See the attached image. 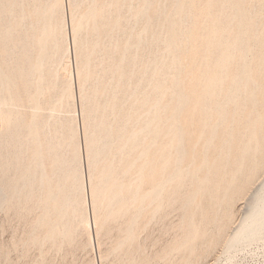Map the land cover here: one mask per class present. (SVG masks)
<instances>
[{
	"label": "rangeland",
	"instance_id": "1",
	"mask_svg": "<svg viewBox=\"0 0 264 264\" xmlns=\"http://www.w3.org/2000/svg\"><path fill=\"white\" fill-rule=\"evenodd\" d=\"M91 1L77 3L86 9L79 37L94 190L105 228L99 236L103 262L94 261L88 245L76 130L64 126L70 122V98L59 0H0V88L10 101L18 98L32 107L29 126H37L38 111L47 108L45 185L50 186L47 195L46 186L41 189V204L35 202L30 177L18 179L10 199L0 197V264H264V242L234 239L264 216V192L259 191L264 184V0ZM114 7L117 28L110 27ZM13 89L19 93L13 95ZM115 126L123 138L111 136ZM124 160L126 170L121 169ZM127 203L138 208L131 233L125 234ZM59 231L67 232L64 239ZM129 238L141 260L129 259Z\"/></svg>",
	"mask_w": 264,
	"mask_h": 264
},
{
	"label": "bare ground",
	"instance_id": "2",
	"mask_svg": "<svg viewBox=\"0 0 264 264\" xmlns=\"http://www.w3.org/2000/svg\"><path fill=\"white\" fill-rule=\"evenodd\" d=\"M20 1V0H18ZM25 1V0H24ZM90 1V0H89ZM107 1V0H106ZM148 1V0H147ZM154 1V0H153ZM166 1V0H165ZM14 2V1H13ZM23 2V1H22ZM93 2V0L91 1ZM90 2V3H91ZM97 4L99 2V0H96ZM128 2V1H127ZM126 2V3H127ZM144 2V1H143ZM156 3V2H155ZM157 3H160V2H157ZM166 3V2H165ZM13 4V3H12ZM32 4V3H31ZM48 4V3H47ZM111 4V3H110ZM109 4V5H110ZM52 5V4H51ZM50 5V6H51ZM85 5V4H84ZM84 5H81L79 2L77 3V0H59V19H60V24H61V27H62V30H63V34H64V47H65V54H66V58L64 59V64H63V68L66 72V77L68 79V84L67 86L69 85V94H68V97L70 98L69 99V102L67 103L66 105V112L70 113L69 115V119H70V122L65 124L64 126H74V129L76 130V134L77 135V153H78V156H79V159L81 161V177H82V186L81 188H83V194H84V203H85V212H86V226H85V230L88 234V245H90L91 249L93 250L94 254H96L94 256V261L95 262H98V259L101 260L103 262V258H104V253L106 252H103V248H102V245H103V240H102V237L99 238L100 233H101V217L99 216V213L97 212V199H96V194H95V191L97 190H94V185H95V182H94V177H93V161H92V158L91 157V154H90V133H89V122H90V117L88 115V105H87V95H86V88H85V83H84V78H83V66H84V59H85V56H84V53H83V46L82 44L80 43V37H79V23L81 22V19L84 15V12L86 11L85 7H83ZM133 5V4H132ZM146 6V4H144ZM160 5V4H159ZM166 5V4H165ZM164 5V6H165ZM22 6V5H21ZM91 6V5H90ZM131 6V5H130ZM143 6V5H142ZM141 6V7H142ZM151 6V3L149 5V7ZM155 6V5H154ZM158 6V5H157ZM163 6V7H164ZM11 7V6H10ZM13 7V6H12ZM11 7V8H12ZM55 7V6H54ZM82 7V8H81ZM89 7V5H88ZM93 8H95V6L92 5ZM112 7V6H111ZM160 7V6H159ZM168 7V6H166ZM91 8V7H90ZM92 8V9H93ZM98 10H96V13H98V15H100V12L102 11V4L100 3L99 6H98ZM110 8V7H109ZM144 8V7H143ZM147 8V7H146ZM165 8V7H164ZM163 8V9H164ZM55 9V8H54ZM142 9V8H141ZM168 9V8H167ZM165 9V11L167 10ZM12 10V9H10ZM25 10V9H24ZM23 10V11H24ZM90 10V9H89ZM108 10V9H107ZM143 10V9H142ZM149 10V9H148ZM152 10V9H151ZM29 11H32L31 9ZM48 11V9H47ZM126 11V10H124ZM153 11V10H152ZM159 11V10H158ZM161 11V10H160ZM10 12V11H9ZM92 12H95V11H92ZM123 12V11H122ZM148 13V11H145ZM150 12V10H149ZM24 13V12H23ZM49 13V12H48ZM112 16H111V24H110V27H114L117 28L116 26L117 23H118V9L114 7V11L112 12ZM128 13V11H127ZM140 13V12H139ZM160 13V12H159ZM12 14V13H11ZM22 14V13H21ZM146 14V16H147ZM4 15V14H3ZM24 15V14H22ZM21 15V16H22ZM49 15V14H48ZM51 15H54L53 14V11H52V14ZM109 15V13H108ZM144 15V14H143ZM88 17H90L88 14H87ZM92 16V15H91ZM150 16V14H149ZM152 16V15H151ZM31 17V16H30ZM45 17V15L43 16ZM42 17V18H43ZM95 17V16H94ZM158 17V16H157ZM24 18V17H23ZM22 18V19H23ZM52 18V17H51ZM87 18V17H86ZM93 18V17H91ZM124 18V17H123ZM150 18V17H148ZM154 18V17H153ZM0 19H1V13H0ZM8 19V18H7ZM25 19V18H24ZM28 19V18H27ZM125 19V18H124ZM142 19V18H140ZM46 20V19H45ZM49 20V19H48ZM48 20H46V22H48ZM52 20V19H51ZM8 21V20H7ZM125 21V20H124ZM122 22V21H121ZM23 23V21H22ZM52 23V22H51ZM92 23V22H91ZM95 23V22H94ZM44 24V23H43ZM83 24V23H82ZM81 24V25H82ZM135 24V23H134ZM50 25V23H49ZM90 25V24H89ZM123 25V24H122ZM133 25V24H132ZM93 26V25H92ZM96 26V25H95ZM109 26V25H108ZM126 26V25H125ZM24 27V26H22ZM105 27V26H104ZM29 28V27H28ZM48 28V27H46ZM42 29H43V26H42ZM50 29V28H49ZM96 29V28H95ZM17 30V29H16ZM47 31V33L49 32L48 29H45ZM43 30V31H45ZM128 31V30H127ZM132 31V30H131ZM130 31L131 33V36H132V32ZM96 32V31H95ZM23 34V33H22ZM46 34V33H45ZM97 34V33H96ZM130 35V34H128ZM40 36V35H39ZM92 36V35H91ZM112 36V35H111ZM110 36V37H111ZM115 36V35H114ZM42 37V36H41ZM96 37H98V35H96ZM122 37V36H121ZM99 38V37H98ZM128 38V37H127ZM130 39V38H129ZM38 40V39H37ZM43 40H44V37H43ZM91 40V39H90ZM98 40V39H97ZM96 40V41H97ZM47 41V40H46ZM95 41V42H96ZM131 41V40H130ZM98 42V41H97ZM107 42V41H106ZM127 42V40H126ZM131 43V42H130ZM43 44V43H41ZM55 44V43H54ZM92 44V43H91ZM34 46V45H33ZM116 46V45H114ZM132 46V44H131ZM98 48V47H97ZM45 49V47H44ZM41 50V49H40ZM46 50V49H45ZM111 50V49H110ZM115 51V49H113ZM120 50V49H119ZM18 51V50H17ZM43 51V49H42ZM95 51V50H94ZM39 52V51H38ZM37 52V53H38ZM41 52V51H40ZM39 52V53H40ZM133 52V51H131ZM122 53V51H121ZM44 54H46L44 52ZM64 54V53H63ZM37 55V54H36ZM39 55V54H38ZM89 55V54H88ZM130 55V54H129ZM41 56V55H40ZM47 56V54H46ZM63 56V55H62ZM100 56V55H99ZM113 56V55H112ZM125 56V55H124ZM31 57H32V54H30L29 56V60H31ZM39 57V56H38ZM37 58V57H36ZM120 58V57H119ZM38 59V58H37ZM60 59H63V57H61ZM102 59V58H101ZM3 60V59H2ZM36 60V59H35ZM119 60V59H118ZM37 62V61H36ZM1 63V62H0ZM41 63V62H40ZM25 64V63H24ZM39 64V63H38ZM124 64V63H123ZM27 65V64H26ZM41 65V64H40ZM111 65V64H110ZM106 66V65H105ZM39 67V66H38ZM38 67H36L37 71L38 70ZM41 67V66H40ZM121 67V66H119ZM98 68V67H96ZM87 69V68H86ZM121 69V68H120ZM126 69V68H125ZM1 70V69H0ZM3 71V70H2ZM51 71H52V68H51ZM63 71V70H62ZM128 71V69H127ZM98 72V71H97ZM113 72V71H112ZM116 72V70H115ZM126 72V71H125ZM129 72V71H128ZM127 72V73H128ZM39 73V72H38ZM61 73V72H60ZM124 73V72H122ZM44 74V73H43ZM99 74V73H98ZM105 74V73H104ZM30 75V74H29ZM65 75V73H64ZM86 75V74H85ZM113 75V73H112ZM128 75V74H127ZM13 76V75H12ZM57 76V75H56ZM62 77V76H61ZM111 77V76H110ZM114 77V76H113ZM118 77V76H117ZM63 78V77H62ZM130 78V77H129ZM52 80V79H51ZM110 80V79H109ZM107 80V81H109ZM41 81V80H40ZM103 81V80H102ZM123 81V80H122ZM38 82V81H37ZM86 82V81H85ZM103 83V82H101ZM108 83V82H107ZM123 83V82H122ZM127 83V82H126ZM110 84V82H109ZM1 85V84H0ZM90 85V84H89ZM108 85V84H107ZM116 85V84H115ZM10 86V85H9ZM38 86V85H37ZM36 86V87H37ZM6 87V86H5ZM20 88V87H19ZM106 88V87H105ZM37 89V88H36ZM35 89V90H36ZM41 89V88H40ZM114 89V88H113ZM45 90V89H43ZM123 90V89H122ZM18 90H14L12 91L13 95L15 93H19L17 92ZM37 91V90H36ZM35 92V91H34ZM56 92V91H55ZM23 93V92H21ZM97 93V92H96ZM37 94V93H36ZM62 94V93H61ZM67 94V92H66ZM110 94V93H109ZM120 94V93H119ZM132 94V92H131ZM39 95V93H38ZM64 95V92L63 94ZM112 95V93H111ZM37 96V95H36ZM61 96V95H60ZM96 96V95H94ZM110 96V95H109ZM11 97V96H10ZM17 97V96H16ZM21 97H24L23 95H21ZM47 97V96H46ZM90 97V96H89ZM88 97V98H89ZM92 98V97H91ZM97 98V97H96ZM107 98V97H106ZM18 98H15L14 101H10V98H9V95L8 93L3 90V88H0V197L2 198V201L4 200H8L10 199V194H11V191L13 190V188L15 187L17 181H19L18 179L22 178H26L27 179L30 177L32 178V187H33V190H34V196H35V202H37L39 199H38V196H40L41 194V189L43 188V186H46L45 183H47V175L49 174V167L47 168V161L49 160L48 158L46 159L45 157V152H46V147L48 146V141L45 137L46 135V128H48L46 126V119L48 117V115L46 114L45 110H47L46 107H42L39 111H38V117L40 119L39 123L36 124L37 126H29L30 124H28V121H27V118L26 116L29 114V110L32 108V107H24V104H22L21 102H19V100H16ZM23 99V98H22ZM37 99V98H36ZM39 99V98H38ZM37 99V100H38ZM99 99V97L97 98ZM127 100V99H126ZM125 100V103L127 104ZM6 101V102H5ZM17 101V102H16ZM30 101V100H29ZM59 101V100H58ZM100 101V100H98ZM123 101V100H122ZM129 101V99H128ZM23 102H26V101H23ZM41 102V101H40ZM62 102V101H61ZM66 102V101H65ZM114 102V101H112ZM121 102V101H120ZM36 103H39L38 101ZM35 103V105H36ZM57 103V102H56ZM104 103V102H103ZM45 104V103H44ZM116 104V103H115ZM124 104V103H123ZM27 105V104H26ZM39 105V104H38ZM103 105V104H102ZM114 105V104H113ZM8 106V107H6ZM34 106V105H33ZM105 106V105H104ZM56 107V106H55ZM112 107V105H111ZM120 107H121V104H120ZM131 107V106H130ZM34 108V107H33ZM92 109V108H91ZM104 109V108H103ZM113 109V107L111 108ZM125 109V108H124ZM56 111V110H55ZM93 111V110H92ZM57 112V111H56ZM65 113V111H63ZM103 111H101L102 113ZM118 112V111H117ZM111 113H113L111 111ZM66 114V113H65ZM90 114V113H89ZM60 115V113H59ZM100 115V114H99ZM114 115V114H112ZM34 116V114H33ZM111 116V115H110ZM29 117V116H28ZM57 117V116H56ZM116 117V116H115ZM96 118V117H95ZM109 118V117H108ZM114 119V117H112ZM111 118V122L114 121L112 120ZM32 119V118H31ZM59 119V117H58ZM93 119V118H91ZM97 119V118H96ZM99 119V118H98ZM101 119V118H100ZM50 120V119H48ZM61 121V119H60ZM64 121V120H63ZM100 121V120H99ZM117 121V120H116ZM49 122V121H47ZM31 123V122H30ZM33 123L35 124V122L33 121ZM113 123V122H112ZM125 123V122H124ZM99 124V123H98ZM32 125V124H31ZM111 126L113 124H110ZM110 126V127H111ZM62 127V125L60 126V128ZM91 127V126H90ZM109 127V129H110ZM127 127V126H126ZM112 128V127H111ZM94 129V128H93ZM92 129V130H93ZM130 129V128H129ZM111 130L110 129L108 131V133L110 132L111 133ZM33 131V132H32ZM105 131V130H104ZM48 132V130H47ZM92 132V131H91ZM62 133V132H61ZM107 133V134H108ZM121 134V138H123V133H121L120 131V128H118L117 126H115L114 128V132L111 136H113L115 139H117L116 137H118V134ZM70 134V133H68ZM92 134V133H91ZM106 134V133H105ZM52 135V134H51ZM129 135V134H128ZM72 136V135H71ZM130 136V135H129ZM49 137V136H47ZM62 137V136H61ZM112 137V138H113ZM71 137H69L70 139ZM73 138V137H72ZM101 138V137H100ZM134 138V137H132ZM131 138V139H132ZM93 139V137H92ZM130 139V138H129ZM135 139V138H134ZM72 140V139H71ZM109 140V138H108ZM112 140V139H110ZM125 140V139H124ZM75 141V140H74ZM101 141V140H100ZM129 141V140H128ZM126 141V142H128ZM51 142V141H49ZM99 142V141H98ZM97 142V143H98ZM104 142V141H103ZM102 142V144H103ZM106 142V140H105ZM124 142V141H123ZM112 144V142H110ZM129 143V142H128ZM38 144H41V155L38 154V150L37 148H35L34 146H38ZM68 144V143H67ZM74 144V143H73ZM107 144V143H105ZM52 145V144H51ZM110 145V144H108ZM123 145H125L123 143ZM123 145H121V149H123ZM111 146V145H110ZM123 146V147H122ZM132 147V146H131ZM95 148H96V145H95ZM113 148V147H112ZM120 149V148H118ZM129 149V148H128ZM99 150V149H98ZM130 150V149H129ZM128 150V151H129ZM127 151V152H128ZM115 152V150H114ZM126 152V153H127ZM130 152H132V149L130 150ZM129 152V153H130ZM51 153V152H50ZM94 154L97 153V152H93ZM101 153V152H100ZM98 153V154H100ZM116 153V152H115ZM52 154V153H51ZM76 154V153H75ZM119 154V152H118ZM121 154V153H120ZM113 155H116V154H113ZM112 155V156H113ZM123 155V154H122ZM120 155L119 157L121 158ZM129 154L127 153L126 156H128ZM134 155V154H133ZM93 156V155H92ZM111 156V155H110ZM125 156V157H126ZM131 156V155H129ZM50 157V156H49ZM63 157V156H62ZM66 157V156H65ZM77 157V156H76ZM113 158V157H112ZM114 158H116L114 156ZM129 158V157H128ZM132 158V157H130ZM124 159V158H122ZM137 159V157H136ZM69 160V159H68ZM126 160V158H125ZM125 160L123 161L122 165H121V169L122 170H126L127 167H128V164L129 162L127 163H124ZM128 160V159H127ZM137 161V160H136ZM49 162V161H48ZM112 162V161H111ZM114 162V161H113ZM112 162V163H113ZM133 161H131L132 163ZM138 162V161H137ZM115 163V162H114ZM50 164V163H49ZM52 161H51V165H52ZM59 164V163H58ZM136 164V163H135ZM138 164V163H137ZM55 165V164H54ZM53 165V166H54ZM57 165V164H56ZM63 165V164H62ZM61 166V165H59ZM64 166V165H63ZM62 166V167H63ZM110 166V165H109ZM113 166V165H112ZM117 166V165H116ZM132 165H130L131 167ZM58 167V166H57ZM120 167V166H119ZM118 167V168H119ZM138 167V166H137ZM141 167V166H139ZM110 168V167H109ZM115 168V167H114ZM58 170V169H57ZM111 170V169H110ZM131 172H132V169H130ZM134 170V169H133ZM142 170V169H141ZM109 171V170H108ZM139 171V168L138 170ZM136 169H135V172H137ZM58 172V171H57ZM129 172V171H127ZM134 172V173H135ZM59 173V172H58ZM117 173V172H116ZM126 173V172H125ZM125 173L122 175V178L124 177ZM140 173V171H139ZM143 173V172H142ZM141 173V174H142ZM80 174V173H79ZM133 174V173H132ZM136 174V173H135ZM140 174V175H141ZM138 175V174H137ZM140 175H139V180L140 181ZM143 175V174H142ZM133 177H135V175H133ZM29 178V179H30ZM120 178V177H119ZM118 179V178H117ZM116 179V180H117ZM81 180V179H80ZM120 180V179H119ZM136 180V181H137ZM122 181V180H120ZM134 181V179H133ZM132 181V182H133ZM2 182V183H1ZM117 182V181H116ZM135 182V181H134ZM141 182V181H140ZM115 183V181H114ZM118 183V182H117ZM120 183V182H119ZM60 184V183H59ZM58 184V185H59ZM113 184V183H112ZM111 184V185H112ZM48 185V184H47ZM116 185V184H115ZM114 185V186H115ZM122 185V182L121 184ZM140 185V184H139ZM139 185L137 187H139ZM49 186V185H48ZM76 186V184H75ZM74 186V187H75ZM107 186V185H105ZM114 186L110 189L111 192H112V189L114 188ZM118 186V184H117ZM131 186V184H130ZM134 186V185H133ZM143 186V185H142ZM145 186H147L145 184ZM31 187V186H30ZM73 187V186H72ZM73 187V188H74ZM98 186L96 185V188ZM116 187V186H115ZM50 186L47 188L46 186V189H45V192H46V195L48 194V190H49ZM66 188V187H65ZM76 188H79L78 186ZM95 188V189H96ZM32 189V188H31ZM137 189L135 190V193L137 192ZM73 190V189H72ZM79 190V189H78ZM109 190V191H110ZM115 190V189H114ZM113 190V191H114ZM142 191V189H140ZM146 188L144 189V193L145 192H150V191H145ZM59 191V190H58ZM119 191V190H117ZM139 191V190H138ZM261 192H264V184L261 186L260 190ZM69 192V191H68ZM98 192V191H97ZM100 192V191H99ZM16 193V191H15ZM110 193V192H108ZM117 193V192H116ZM121 190L119 191V193H117L116 196L121 195ZM134 193V192H133ZM70 194V192L68 193V195ZM80 195V193H78ZM114 194V193H113ZM112 194V195H113ZM138 194V192H137ZM29 195V194H28ZM53 195V193H52ZM104 195V194H103ZM134 195V194H133ZM148 195H150L148 193ZM148 195L145 196V194H143L144 198L147 197ZM51 196V195H50ZM71 196V194H70ZM109 196V194H108ZM115 196V195H114ZM115 196V197H116ZM137 196V195H136ZM142 196V197H143ZM53 197V196H52ZM55 197V196H54ZM115 197H111L110 199L111 200H115L116 198ZM135 197V196H134ZM140 197V196H139ZM40 198H42L40 196ZM49 198V196L47 197ZM98 198V197H97ZM104 198V197H103ZM115 198V199H113ZM133 197L130 195V197L128 199H132ZM137 198V197H136ZM56 199V198H55ZM65 199V197H64ZM63 199V201H64ZM70 199V198H69ZM72 199V198H71ZM74 199V198H73ZM120 201H122L121 197L119 198ZM140 199V198H139ZM66 200H67V197H66ZM103 200V199H102ZM118 200V199H117ZM133 200V199H132ZM141 200V199H140ZM18 201V200H17ZM51 201V199L49 200ZM54 201V200H52ZM119 201V200H118ZM56 202V200H55ZM54 202V203H55ZM65 202V201H64ZM134 202V201H133ZM142 202L145 203V200H143ZM39 204H41V201L39 202ZM47 203V201H46ZM79 203V202H78ZM124 203V202H123ZM128 204V203H127ZM140 204V203H139ZM148 204V203H147ZM65 205V204H64ZM107 205V204H106ZM142 205V204H141ZM146 205V204H145ZM50 206V205H49ZM105 206V205H104ZM132 206V207H131ZM134 204L130 205L128 204L127 208H123L124 211L127 212L128 216H129V219L130 221L128 222L127 219L124 220V223H127L126 224V227H125V234H128V233H131V222L133 221L131 219L132 215L134 214V210L136 208V206H134ZM143 206V205H142ZM67 207V206H66ZM74 207V206H73ZM129 207H131V209H129ZM147 207V206H145ZM55 208V207H53ZM68 208V207H67ZM83 208V207H82ZM138 208V207H137ZM137 208H136V211H137ZM141 208V206H140ZM56 209V208H55ZM54 209V210H55ZM106 209V207L104 208ZM108 209V208H107ZM146 209V208H145ZM51 210V209H50ZM62 211V207H61V210ZM83 211V210H82ZM141 211H142V208H141ZM16 212V211H15ZM43 213V212H42ZM49 213V211H48ZM59 213V212H58ZM73 213V212H72ZM101 213H104V211H102ZM137 213V212H136ZM135 213V214H136ZM57 214V213H56ZM67 214V212H66ZM141 214V213H140ZM55 215V214H54ZM65 215V214H64ZM103 215V214H102ZM36 216V215H35ZM59 216V215H58ZM63 216V215H62ZM134 217V216H133ZM24 218V217H23ZM61 218V217H60ZM72 218V217H71ZM138 218V217H137ZM43 219V218H42ZM41 219V220H42ZM57 219V218H56ZM59 219V217H58ZM67 219V218H66ZM74 219V218H73ZM72 219V220H73ZM85 219V218H84ZM138 219H141V218H138ZM106 220V219H105ZM110 220V219H109ZM59 221V220H58ZM137 221V220H136ZM139 221V220H138ZM137 221V222H138ZM55 222V221H54ZM60 222H62L60 220ZM105 222V221H104ZM108 222V220H107ZM53 223V222H52ZM51 223V224H52ZM65 223V222H64ZM134 223V222H133ZM59 224V223H58ZM136 224V223H135ZM56 224L54 223L53 226H55ZM105 225V224H104ZM110 226V225H109ZM108 226V227H109ZM113 227V226H112ZM134 227V225H133ZM29 228V227H28ZM34 228V227H33ZM37 228V227H35ZM39 228V226H38ZM84 229V227H82ZM104 228V227H103ZM102 228V230H103ZM105 229V228H104ZM112 229V228H111ZM110 229V230H111ZM27 230V229H26ZM35 230V229H34ZM32 230V231H34ZM37 230V229H36ZM54 230V229H53ZM52 231V230H51ZM67 231H68V228H67ZM77 231V230H76ZM104 231V230H103ZM102 231V233H103ZM130 231V232H129ZM61 232V231H59ZM65 232V230H64ZM123 232V230H122ZM50 233V232H48ZM62 233V232H61ZM67 233V232H66ZM65 233V234H66ZM16 234V233H15ZM52 234V233H50ZM64 234V233H62ZM65 234L63 236V239L65 237ZM221 234V233H220ZM20 235V233H19ZM26 236V235H24ZM31 236V234H30ZM41 236V235H40ZM122 236V235H121ZM224 236V235H223ZM226 236V235H225ZM229 236V235H228ZM50 237V236H49ZM77 235L75 236V240L77 242ZM47 238V236H46ZM187 238V237H186ZM43 239V237H42ZM119 239V238H118ZM123 239V238H122ZM221 239V238H220ZM234 239H237L238 242H244V243H251V242H264V216L262 219L258 220V221H254L253 223L249 224V225H246L245 226V230L236 237ZM62 240V239H61ZM121 240V239H120ZM222 240V239H221ZM46 240H44L43 244L45 243ZM225 241V240H224ZM233 241V240H232ZM42 242V241H41ZM55 242V241H54ZM63 242V240H62ZM119 242V241H118ZM144 242V241H143ZM187 242V240H186ZM189 242V241H188ZM218 242H220L218 240ZM223 242V241H222ZM221 242V243H222ZM35 243V242H34ZM61 243V242H60ZM127 243L128 244H132L133 247L131 248L130 247V255H129V259H133L134 260H141V257L140 255H137L135 257V254L136 251H137V247L135 246L136 243H134L133 240H131L130 238L127 240ZM185 243V242H184ZM27 244V243H26ZM49 244V243H48ZM75 244V242H74ZM25 245V244H24ZM35 245V244H34ZM40 245V243H39ZM38 245V246H39ZM23 246V245H22ZM62 246V245H60ZM58 247L61 249V247ZM74 246V245H73ZM5 247V246H4ZM19 247V245H18ZM17 247V248H18ZM89 247V249H90ZM24 248V247H23ZM42 248H43V245H42ZM4 249V248H3ZM59 249V250H60ZM108 249V248H107ZM23 250V249H22ZM46 250V249H45ZM68 250V249H67ZM105 250V249H104ZM113 250V248H112ZM70 251V250H69ZM129 251V250H128ZM4 252V251H3ZM114 252V251H112ZM110 252V254L112 253ZM9 253V252H8ZM42 253V252H41ZM128 253V252H127ZM24 254V253H23ZM32 253H30L31 255ZM26 255V254H24ZM113 255V254H112ZM115 255V254H114ZM156 255V254H155ZM13 256V255H12ZM11 256V257H12ZM36 256V255H35ZM153 256V255H152ZM151 256V257H152ZM30 257V256H29ZM42 257V255H41ZM49 257V256H48ZM149 257V256H148ZM149 257V258H151ZM33 258V257H32ZM108 258V257H107ZM154 258V257H153ZM152 258V259H153ZM47 259V258H46ZM4 260V259H3ZM2 260V261H3ZM44 260V259H43ZM91 260V259H90ZM89 260V261H90ZM31 261V259H30ZM41 261V260H40ZM37 259H36V262L37 263ZM94 262V263H95ZM130 262V261H129ZM137 262V261H136ZM30 263V262H29ZM28 263V264H29ZM34 263V262H33ZM89 263V262H88ZM99 263V262H98ZM131 263V262H130ZM46 264V263H45Z\"/></svg>",
	"mask_w": 264,
	"mask_h": 264
}]
</instances>
